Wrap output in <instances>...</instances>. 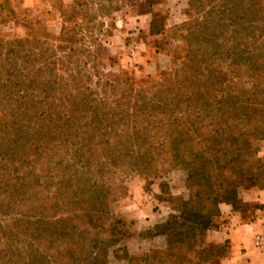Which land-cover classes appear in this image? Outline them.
<instances>
[{"label": "trees", "instance_id": "16d2710c", "mask_svg": "<svg viewBox=\"0 0 264 264\" xmlns=\"http://www.w3.org/2000/svg\"><path fill=\"white\" fill-rule=\"evenodd\" d=\"M155 1L141 0L161 35L169 19L154 14ZM177 1L174 18L186 17L175 26L174 68L156 83L119 67L101 73L103 83L95 75L97 90L72 54L21 56L31 50L25 37L0 48V264L230 256L229 240L207 235L222 225V203L245 209L241 190L264 188V2ZM172 164L185 171L189 194L162 199L167 217L139 233L164 236L165 246L130 254L126 224L112 211L122 174L157 175Z\"/></svg>", "mask_w": 264, "mask_h": 264}, {"label": "rangeland", "instance_id": "374dc122", "mask_svg": "<svg viewBox=\"0 0 264 264\" xmlns=\"http://www.w3.org/2000/svg\"><path fill=\"white\" fill-rule=\"evenodd\" d=\"M179 4L180 1L177 0H156L154 2V14L168 15L169 20H167V31L160 35L162 41H155L153 38L151 40L148 34L143 33L149 40L148 49L151 53L168 49L166 53L171 57L172 48L177 43L180 34L175 26L186 17L182 15L174 18L177 16L176 12L182 9L178 7ZM147 9V5L141 0H0V48L6 46V41L10 39L25 37L32 42L28 46L31 50L22 53L21 56L31 54L38 60L46 57L55 60L62 55L72 54L80 61L82 73L89 75L90 79L87 80L90 86L97 90L101 89L102 84H96L98 78L95 75L101 77L99 80L103 83L101 79L104 77L101 73L116 71L119 67L141 75L148 83H156L162 80L164 76L162 72L172 74L174 64L167 69L158 68L155 74H147V72L141 74L138 70L142 68V65L131 64L132 58L139 50L140 42L137 38L140 34L137 33V36L131 33L139 30L140 26L136 20L140 21L145 16L151 17L146 13ZM64 25L66 29L62 32ZM68 33L71 40L62 41ZM58 45L65 46V50L60 49ZM44 49L47 51L45 55L41 53L45 51ZM14 63L20 73L19 64ZM128 65L129 67H126ZM122 175L123 179L119 183L124 192L116 191L117 197L112 205V211L126 224L129 236L124 240V244L129 253L140 254L150 248L165 246L164 236H159L162 237L163 242H154L150 245L145 242V239L153 238H143L139 235L146 229L137 227L136 218L128 206L131 198H142L141 204L148 206L145 211L139 212L150 219L149 227L156 221L166 218L168 209L165 205L167 203L162 199L169 198L170 194L184 198L189 194L185 185V171L172 164L164 166L157 175L149 176L131 169ZM161 185L165 189L163 192L160 189ZM110 262L111 264H126L127 256L111 255ZM222 264L225 263L222 262Z\"/></svg>", "mask_w": 264, "mask_h": 264}, {"label": "crops", "instance_id": "0c3cea01", "mask_svg": "<svg viewBox=\"0 0 264 264\" xmlns=\"http://www.w3.org/2000/svg\"><path fill=\"white\" fill-rule=\"evenodd\" d=\"M136 22L140 27L137 32H132V34L137 35L139 33L140 37L137 38L140 42L139 50L136 52V56L132 58L131 64L142 65V68L138 70L141 74L146 72L147 74H155L158 68L167 69L171 65V57L166 53L168 49L151 53L148 49L149 40L143 33L148 34V37L153 38L155 41H162V38H160V35L151 33L149 22L145 18L140 22L136 20ZM126 67H129V65ZM260 155L264 158V141ZM240 198L247 205L245 209L234 211L230 204H221L222 225L216 230L209 231L207 240L217 243L229 240L231 254L225 259V264H264V253L259 251L254 242L256 235L264 232V188L242 190ZM141 202L142 198H131L128 207L133 212L134 218H136L137 227L147 229L150 225V219L142 216L139 211H145L148 205L145 206ZM145 240L149 245L154 242H163L162 237L159 236Z\"/></svg>", "mask_w": 264, "mask_h": 264}, {"label": "built area", "instance_id": "2783aa9c", "mask_svg": "<svg viewBox=\"0 0 264 264\" xmlns=\"http://www.w3.org/2000/svg\"><path fill=\"white\" fill-rule=\"evenodd\" d=\"M138 47V45L136 46ZM255 246L259 249V251L264 253V232L258 233L255 237Z\"/></svg>", "mask_w": 264, "mask_h": 264}]
</instances>
